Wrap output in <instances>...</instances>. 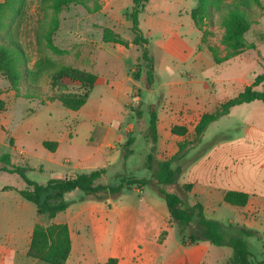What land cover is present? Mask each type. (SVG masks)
<instances>
[{
  "label": "rangeland",
  "instance_id": "374dc122",
  "mask_svg": "<svg viewBox=\"0 0 264 264\" xmlns=\"http://www.w3.org/2000/svg\"><path fill=\"white\" fill-rule=\"evenodd\" d=\"M7 1L10 0H0V3ZM128 1L130 2V0H83V3H71L55 14L49 6L50 2L45 0H17L14 9L7 8L2 14L4 28L0 31L2 36L6 39L9 35L18 38L29 58L28 66L34 74L29 79L31 83L22 80L18 90H13L0 76V101L4 103V108L0 111V155L9 154L13 165L31 168L24 177L0 172L1 245H7L10 242L8 240L15 235L17 246L24 247L27 244L28 229L36 223L44 226L47 222V219L39 221L37 207L20 196L21 190L31 188L26 185L25 180L45 184L61 178L68 173L66 171L68 164L64 159L70 158L72 164L76 163L73 151L75 149L79 151L88 145V150L96 147L99 142L98 134L106 129L117 131L118 136L125 140L118 144V159L107 168L106 174L99 180V183L105 185L118 184L121 178H149L150 171L146 168L148 155L157 160L169 159L178 151L179 144L184 142L190 144L185 150L184 157L179 161L181 165H186L201 153L211 151L221 142H232L237 145V155L234 154V157L229 146H220L210 152L211 159L199 174L213 173L216 175L215 180H225L232 188L245 183L242 187L245 190H249L254 181H261L264 178V169H258L264 158V102L255 101L233 107L229 114L211 123L197 142L193 141L194 128L178 120L172 125L176 132L171 131V135L164 140L167 148L155 145L153 150L154 144L148 130L149 113L161 112L168 108L177 110L178 106L182 107V110L187 105L186 99L190 95L188 75L196 77L198 73L183 65L194 61L192 53L174 55L157 48V40L162 38L160 31L154 32L151 38L146 37L155 75L151 86L146 84L144 63L140 58L137 62L134 60L136 55L141 57V47L128 46L126 53H120L112 46L103 44L102 29L105 27L115 25L120 29L122 36L128 35L125 27V22L128 21L126 15L131 10L125 8ZM188 1L194 7L197 5L196 0ZM233 2H243L250 9L247 14L248 30L244 34V39L247 45H253L236 56L231 54V49L223 42L225 30L220 24L221 16L225 12L223 8ZM195 15L197 29L201 32V45L198 50L205 53V61L208 62L206 63L208 67L204 69L201 78L207 79L211 84V86L205 84L210 94L206 109L213 112L222 102L236 96L246 85L251 84L255 76L262 72L264 0L208 1L202 7H198ZM54 19L57 20L58 26L51 41L52 46L61 51L60 53L46 47L41 34L48 29L50 21ZM198 34V31H194V38L189 39H195ZM60 65L96 73L101 78L100 82L94 85L85 106L79 110H69L56 100L60 92L52 87L51 74L46 71L52 66ZM173 72L175 74L180 72L181 76H184L181 78L177 76L184 83L182 87L165 85L176 78L172 75ZM213 79H220L221 82L217 83ZM118 81L124 90L115 95ZM61 83L62 89L68 94L84 93V88L78 82L63 79ZM173 91L178 92V98L173 96L175 93ZM58 129L65 132L66 142L61 144L52 157L51 153L54 152L39 146V139L48 137ZM130 136L135 142L130 147L132 154L125 159L122 145ZM171 136H176L178 140H173ZM37 146L41 153L36 149ZM102 150L110 153L109 149ZM20 151L24 152V155ZM51 157L55 159V163L49 162ZM2 166L0 163V168ZM4 187H9V190L3 191ZM254 188L258 191L264 190L260 183ZM144 189L148 195L166 207L163 199L152 190ZM81 194L79 190L71 191L64 194L63 201L77 199ZM124 194L125 196L131 194L130 189L125 190L122 195ZM81 201L86 200H81L80 197L78 202ZM188 203L194 204L190 201V195ZM223 207L226 210L230 209L228 206ZM170 221V227L177 233L175 224L171 219ZM210 245L211 252L201 264H226L232 255V249L214 246L211 243ZM263 246V235L258 239H248V247L254 254L253 264L262 258Z\"/></svg>",
  "mask_w": 264,
  "mask_h": 264
},
{
  "label": "crops",
  "instance_id": "0c3cea01",
  "mask_svg": "<svg viewBox=\"0 0 264 264\" xmlns=\"http://www.w3.org/2000/svg\"><path fill=\"white\" fill-rule=\"evenodd\" d=\"M132 5L130 0V2L125 3V8L130 10ZM195 7L188 0H148L143 11L139 14V28L143 36L151 38L154 32L160 31L162 38L157 40V48L174 55L192 53L194 61L183 65H187L192 72L198 73L196 77L191 74L188 75L189 88H191L190 95L186 99L187 105L182 110V107L178 106L177 110L168 108L156 113V145L163 149L167 148L165 138L171 135L172 125L178 120L194 128L204 113L212 111L206 109L210 94L205 85L211 86V84L207 82V79L201 78L204 69L208 67L206 66L208 62L205 61V53L198 50L201 45V32L195 26L190 15L191 10ZM125 27H127L128 35L123 36L117 26L111 25L107 28L131 42L133 34L130 31L131 23L129 20L125 22ZM194 31H198L199 34L191 40L189 37L194 38ZM108 45L120 53L128 51L121 45ZM132 46L137 47L130 43L129 48ZM102 48L101 50H103ZM139 58L136 55L134 57L135 62ZM172 75L176 77L174 81L166 82L165 85L182 87L184 83L177 76L180 78L184 76H181L180 72L177 74L173 72ZM100 79L97 76L95 84H98ZM213 80L217 83L221 82L220 79ZM116 86L115 95H119L124 88L122 89L119 81ZM173 92H175L173 96L178 98V92ZM180 98L183 100L182 97ZM187 109L191 111L188 112ZM118 134L117 131L106 129L98 134L99 142L96 147L88 150V145L79 151L75 149L73 152L77 162L72 164L70 158H65L64 162L68 164L66 170L68 173L63 176L70 177L99 168H108L114 164L119 157L118 144H122L125 140ZM171 137L173 140H178L176 136ZM65 138V132L58 129L48 137L40 138L39 146H42L43 141L56 142L57 147L54 153H51L53 157L61 144L66 142ZM12 140L15 141L14 138ZM220 146L231 147L232 157L234 154L237 155V145L232 142H221L193 162L179 182L191 184L190 201L194 204L199 202L202 205L205 218L218 220L225 224L245 226L264 236V224H261V222L264 223L262 219L264 218V190L258 191L254 188H257L259 183L264 187V178L261 181H254V185H250L249 190H245L242 188L245 183H242V186H237V188H232L225 180H215L216 175L213 173L199 174V171L206 166L207 161L211 159L210 152L215 151ZM36 149L39 151L38 146ZM102 149H109L110 153ZM41 152L40 150L39 153ZM20 153L24 155V152L20 151ZM52 157L49 162L55 163V159ZM232 161L234 162V159ZM262 161L258 165L259 170L264 169V158ZM64 164L61 165L64 166ZM130 191L131 194L121 195L117 201L107 200L106 202L90 200L78 202L83 196L81 194L77 199L70 198L68 208L52 219H49L46 214H38L39 221L47 219L44 226L52 224H66L68 226L71 250L65 264H106L111 258L116 259L117 264H201L204 261L211 252L212 246L209 242H199L194 245L180 244L175 230L170 227L171 218L167 207L148 195L145 189L140 190L133 186ZM227 191L248 194L247 204L243 207L226 204L223 197ZM223 206H228L230 209H223ZM32 230L33 227L28 229L27 244L24 247L17 246L15 235L8 240L10 242L7 245L0 243V264H46L27 255ZM163 231H166V236L160 241Z\"/></svg>",
  "mask_w": 264,
  "mask_h": 264
},
{
  "label": "trees",
  "instance_id": "16d2710c",
  "mask_svg": "<svg viewBox=\"0 0 264 264\" xmlns=\"http://www.w3.org/2000/svg\"><path fill=\"white\" fill-rule=\"evenodd\" d=\"M45 1L50 2L49 6L55 14L64 7H68L71 3H83V0ZM131 1L133 4L132 8L126 15L127 20L131 23L130 31L133 34L131 42H128L121 35L107 27L102 29V41L106 44L121 45L125 48L130 43L141 47L142 53L140 59L146 69V84L147 86H151L155 78L153 61L147 48L148 39L143 36L139 28V14L143 11L148 0ZM196 1L197 6L191 10L190 15L197 27V21L194 19L196 16L195 11H197L199 6L202 7L205 2H213L214 0ZM15 4H17V0L0 3V31L4 29L2 27V14L7 8L14 9ZM223 9L225 12L222 14L220 21L221 26L225 30L223 42L231 49V54L236 56L246 48L253 46L247 45L244 39V34L248 30L247 14L250 9L243 2L230 3ZM57 26V20H51L48 29L44 30L41 34L46 47L51 48L56 53H60L61 51L52 46L51 41L53 32ZM11 37L9 35L8 39H6L0 32V76L9 83L13 90H18L22 80L30 82L29 79L34 73L28 66L29 58L20 42H18V38L15 39L12 35ZM46 72H50L51 74L52 87L57 88L60 92L56 100L60 101L65 108L73 111L79 110L84 106L97 80L96 73L86 72L66 65L52 66ZM63 79L78 82L84 88V93L68 94L65 89H62L61 82ZM30 83H28L29 86H31ZM255 101L264 102V66L262 72L255 76L252 83L246 85L236 96L222 102L213 112L205 113L200 117L194 127L193 141H199L209 125L229 114L233 107ZM3 108L4 103L0 101V111ZM156 120V112L151 111L149 113L148 130L154 144L153 150L157 142ZM171 131L176 132V129L175 131L174 129ZM134 142V138L130 136L122 145V150L125 152L123 157L125 159L128 155L132 154L130 147ZM189 144L190 142L179 144L178 151L166 160H157L152 155H148L146 168L150 171V177L147 179L121 178L118 184L105 185L99 183V180L106 174L107 168H99L70 177L63 176L45 184H36L25 180L26 185L31 188L21 190L19 194L22 198L37 207V214H46L49 219H52L58 213L68 208L70 202H64L63 196L74 190L81 191L83 194L81 200L106 202L107 200H117L125 190L133 186L140 190L148 188L165 201L169 216L175 224L177 230L176 237L180 244L194 245L199 242H209L218 247H230L232 255L228 258L226 264H253L254 254L248 247V239H258L261 235L257 231L241 225L225 224L218 220L207 219L204 216L203 207L199 202L193 205L188 203L192 186L191 184L180 183L179 180L187 168L204 154L197 155L186 165L179 164ZM42 146L54 152L57 143L43 141ZM0 163L3 164L0 172L18 174L21 177H24L25 173L31 170L27 166L13 165L9 154H1ZM6 190H9V187L3 188V191ZM248 198L249 195L246 193L227 191L223 197V201L232 206L243 207L247 204ZM165 236L166 231H163L159 240L162 241ZM70 250L71 241L66 224H52L45 227L42 224L36 223L33 226L27 250L29 257L46 264H65ZM261 255L262 258L256 264H264V246ZM106 264H117V260L111 258Z\"/></svg>",
  "mask_w": 264,
  "mask_h": 264
}]
</instances>
